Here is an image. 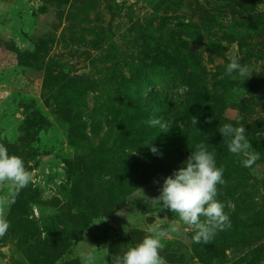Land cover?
<instances>
[{
    "label": "rangeland",
    "instance_id": "obj_1",
    "mask_svg": "<svg viewBox=\"0 0 264 264\" xmlns=\"http://www.w3.org/2000/svg\"><path fill=\"white\" fill-rule=\"evenodd\" d=\"M234 45L251 69L243 83L225 74ZM195 62L201 79L190 77ZM186 85L203 110L200 143L215 154L226 181L217 198L231 227L209 244L193 242L175 214L149 201L172 171L145 163L151 152L138 154L140 124L132 116L138 100L152 117L176 121ZM219 117L245 123L259 153L251 167L229 152ZM259 132L264 0H0V143L33 174L23 191L0 184L10 223L0 237V264H83L82 252L111 264L154 235V222L168 232L160 253L167 264H264ZM79 164H87L76 174L80 189L108 216L91 219L67 205L69 171ZM20 203L26 205L18 215Z\"/></svg>",
    "mask_w": 264,
    "mask_h": 264
},
{
    "label": "clouds",
    "instance_id": "obj_2",
    "mask_svg": "<svg viewBox=\"0 0 264 264\" xmlns=\"http://www.w3.org/2000/svg\"><path fill=\"white\" fill-rule=\"evenodd\" d=\"M227 60L225 74L232 79L239 78L243 83L252 75L250 67L240 63L235 45L227 53ZM205 122L211 123V120ZM146 123L151 128L158 127L161 129L160 132L169 129L166 122L156 117L150 118ZM198 123V118L191 116V124L195 127ZM218 132L226 139L229 152L243 158L244 167L255 164L259 153L247 139L246 129L242 124L239 126L224 124ZM256 135L264 136V132ZM145 146L153 155L159 154V149L152 146L151 141ZM223 174L224 169L216 165L215 154L208 151L206 144L199 143L195 145L183 166L164 178L159 195L149 201L153 206L175 214L185 226V232L194 233L193 242L209 244L218 231L231 227L230 218L224 211L226 205L217 198L220 194L218 186L226 184ZM32 178L33 174L25 167L23 159L10 155L5 144L0 143V184L10 182L13 189L19 192ZM228 206H232L230 202ZM152 225L150 232L154 235H146L140 243L128 247L121 256L115 257L111 264H167L160 253L164 247L162 238L167 236L168 232L155 222ZM9 228L6 209L0 205V237H3ZM172 231H176V228L173 227ZM45 235L47 236V233ZM81 259L83 264H95V257L90 252H82Z\"/></svg>",
    "mask_w": 264,
    "mask_h": 264
},
{
    "label": "trees",
    "instance_id": "obj_3",
    "mask_svg": "<svg viewBox=\"0 0 264 264\" xmlns=\"http://www.w3.org/2000/svg\"><path fill=\"white\" fill-rule=\"evenodd\" d=\"M245 2H243V6ZM26 55H29L28 53ZM189 55H192V53L184 55L182 58L184 62H189L190 58ZM23 57H26L23 55ZM188 65L185 66V68ZM191 67V78L195 77V79H201L203 73V69H201L198 62H195L193 65H190ZM202 71V72H201ZM179 82V81H178ZM180 83L184 84V81H181ZM188 88V91L186 92L187 99L185 102L182 103L179 117L176 118V121L169 123L168 121L164 120L163 118H159L162 121L166 122L168 124V130L165 132H160L161 129L157 128H151L146 123L147 120L152 118L151 114L149 112H143V105L140 104L137 100V104L135 102V105L132 106L134 110L133 119L138 118L136 120L140 125L137 127L136 130L139 131L140 136L138 137L140 147L143 148L138 154L145 155L143 153L144 150L146 152H150L149 148L145 145L151 141V145L155 146L159 149V154L154 155V157L147 159L145 163H155L153 166L155 168H164L165 171L171 172L176 171L180 167L183 166L184 162L186 161L187 157L190 155L191 151L194 150L195 145L200 143L201 137H203V127L201 125L200 116L203 112L200 105H198L196 102L192 101L191 98V89L189 90V85H186ZM193 94V93H192ZM137 95L139 98L141 97V91L137 92ZM192 99V100H191ZM191 116H196L199 120V123L194 127L191 124ZM142 117V118H141ZM221 117H219L220 119ZM221 125L223 124H232L228 119L221 118ZM135 121V120H134ZM180 121V124L178 123ZM245 123L243 124V126ZM135 136H137L135 134ZM153 139V140H152ZM105 156V155H104ZM135 160V159H134ZM93 163H89L91 165ZM87 168V164H79L77 165L75 170L69 171V179L72 181V187L67 190L66 192V203L71 208L76 209L79 214H83L85 216L90 217L91 219H98L103 217H106L109 215V213H103L102 209H100L96 205V200L93 199L91 195H86L79 187L78 184V178L76 176L77 172L82 173ZM125 168L127 170L128 166L125 165ZM173 169V170H172ZM23 191V190H22ZM31 199V198H30ZM28 200V199H27ZM221 202L224 201V199H218ZM21 202V201H20ZM25 203H20L17 208L18 215H20V212L24 210ZM18 217V216H17ZM23 220L18 221L14 223L16 227H20V229L23 228L22 231L25 230V227L23 226ZM26 230H27V224H26ZM30 234L26 231V234ZM73 263V262H72ZM70 264V263H66Z\"/></svg>",
    "mask_w": 264,
    "mask_h": 264
},
{
    "label": "water",
    "instance_id": "obj_4",
    "mask_svg": "<svg viewBox=\"0 0 264 264\" xmlns=\"http://www.w3.org/2000/svg\"><path fill=\"white\" fill-rule=\"evenodd\" d=\"M153 221V218L152 217H146V222L147 223H152Z\"/></svg>",
    "mask_w": 264,
    "mask_h": 264
}]
</instances>
